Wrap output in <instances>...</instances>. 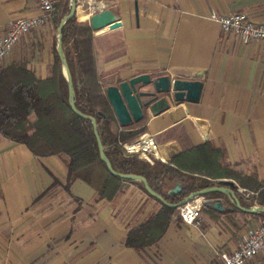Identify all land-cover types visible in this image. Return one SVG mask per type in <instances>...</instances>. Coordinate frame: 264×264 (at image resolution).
I'll return each mask as SVG.
<instances>
[{
  "label": "crops",
  "instance_id": "crops-1",
  "mask_svg": "<svg viewBox=\"0 0 264 264\" xmlns=\"http://www.w3.org/2000/svg\"><path fill=\"white\" fill-rule=\"evenodd\" d=\"M60 1L20 40L6 65L24 59L37 79L51 76L50 49L65 9ZM102 1L122 23L96 35L91 28L104 92L140 74L202 83L198 101L170 99L169 108L147 112L138 125L154 138L156 159L170 162L187 151V161L196 155L191 149L209 143L224 151L222 165L264 180L263 45L244 42L211 19L213 13L244 12L264 22V0ZM42 14L36 0H0V37L9 20ZM89 16L79 4L77 23L90 26ZM114 129H122L118 121ZM69 169L65 153L37 156L0 131V264H220V253H231L242 233L262 222L219 193L224 209L205 204L200 227L184 223L176 209L157 242L135 249L126 245L130 230L152 219L161 204L131 182L112 199L98 197L80 177L67 187ZM224 179L237 182L211 178L214 185ZM249 264H264V250Z\"/></svg>",
  "mask_w": 264,
  "mask_h": 264
},
{
  "label": "trees",
  "instance_id": "trees-1",
  "mask_svg": "<svg viewBox=\"0 0 264 264\" xmlns=\"http://www.w3.org/2000/svg\"><path fill=\"white\" fill-rule=\"evenodd\" d=\"M69 10L68 2L62 17ZM63 47L73 76L76 105L85 114L96 118L105 153L116 171L145 176L150 187L173 204H178L195 191L214 185L211 178H233L240 186L258 192L257 196L249 198L237 192L242 206L251 207L256 200L264 206V180L257 174L237 171L230 164L222 165L220 158L224 151L209 143L191 149L196 155L187 161L182 158L187 151L170 162L156 158L149 162L136 153H127L122 143L140 132L134 128L142 121L114 129L117 119L99 83L91 27L78 24L75 16L70 18L63 27ZM54 51L52 74L47 79H37L26 67L13 63L0 71L1 133L25 144L37 156L68 155L67 187L73 179L80 177L96 189L100 198H114L126 182L137 184L147 193L143 182L113 175L101 160L91 120L77 115L69 104L68 85L56 46ZM88 159H93V162L82 165ZM74 163L82 167L76 169ZM169 183H180L181 191L170 193ZM219 195L209 193L206 198L213 199ZM152 198L161 204V209L152 219L130 230L126 238L129 247L142 249L157 242L173 219L177 208ZM253 215L264 221V212Z\"/></svg>",
  "mask_w": 264,
  "mask_h": 264
},
{
  "label": "water",
  "instance_id": "water-1",
  "mask_svg": "<svg viewBox=\"0 0 264 264\" xmlns=\"http://www.w3.org/2000/svg\"><path fill=\"white\" fill-rule=\"evenodd\" d=\"M78 0H71L69 12L62 18L57 29V54L61 60L62 72L66 78L69 90V104L72 110L79 116L89 119L92 122L94 134L98 141L99 155L101 160L106 164L108 170L115 176L126 180H137L143 182L149 195L158 199L163 204L178 208L186 203L190 198L196 195H207L209 193H222L227 195L233 204L248 213L264 212L263 205H253L251 207L242 206L237 195L236 183L232 179L221 180L220 184L211 185L191 193L178 204L167 202L164 197L153 190L145 176L134 173H122L116 171L110 159L105 153L102 143L97 120L94 116L82 112L76 105V91L73 76L67 61L66 53L63 47V27L65 23L76 15ZM89 25L94 30V35L106 32L112 29H119L122 23L116 19L112 9L106 8L96 10L89 16ZM202 91V83L195 80L172 79L168 75L152 77L150 74L136 75L128 80L121 81L116 85H109L105 89L107 99L114 111L115 117L121 127H125L134 122H140L144 119L147 112L154 115L169 108L170 99L175 101L189 100L198 101ZM182 189L180 183H177L169 190L170 193L176 194ZM207 205L222 211L224 203L221 198L206 200ZM229 208V207H228Z\"/></svg>",
  "mask_w": 264,
  "mask_h": 264
},
{
  "label": "built area",
  "instance_id": "built-area-1",
  "mask_svg": "<svg viewBox=\"0 0 264 264\" xmlns=\"http://www.w3.org/2000/svg\"><path fill=\"white\" fill-rule=\"evenodd\" d=\"M43 14L38 17L16 18L7 22V30L0 37V68L5 59L18 45L20 40L31 32L33 28L41 26L47 21L54 11L57 0H36ZM84 5L91 15L96 10L107 8V3L102 0H78V5ZM211 19L220 23L223 31L234 33L244 42L259 41L264 49V22H256L244 12H235L227 15L213 13ZM149 146H146L148 141ZM136 147L132 148V144ZM127 153H136L146 161L158 157V148L154 138L150 135L141 137L135 142L122 143ZM236 187L239 193L246 198L257 196L258 192L241 187L237 182ZM206 195H196L186 203L180 205L178 215L186 224L200 227L202 225L201 212L206 203ZM254 205H258L257 200ZM264 250V221L256 227H249L240 236L236 248L231 252L220 253V264H249V262L261 251Z\"/></svg>",
  "mask_w": 264,
  "mask_h": 264
},
{
  "label": "rangeland",
  "instance_id": "rangeland-1",
  "mask_svg": "<svg viewBox=\"0 0 264 264\" xmlns=\"http://www.w3.org/2000/svg\"><path fill=\"white\" fill-rule=\"evenodd\" d=\"M60 2L62 4L69 2V4H70L71 3V0H62ZM60 2H58V3H60ZM36 50H38V49H36ZM50 52L52 53V57L50 58V68L53 69L54 60H55V51H54V48L53 47H51ZM28 62L29 61L22 59V60H19V61H14L12 63L13 64H16L17 66L29 67L28 66ZM12 63H10V64H12ZM10 64L6 65L5 62H4L3 65H2V67L0 68V71H3V69L6 68L7 66H9ZM136 129H140V132L138 134H136L135 136H133L132 138H130L127 141H125V142H128V143L135 142V141L139 140L141 137H145L146 135H148L146 133V131H145V128L139 126V127L134 128V130H136ZM141 159L145 160L144 158H141ZM92 162H93V159H91L90 162H88V165L91 164ZM51 192L53 193L54 191H51ZM203 209H204V207H203Z\"/></svg>",
  "mask_w": 264,
  "mask_h": 264
},
{
  "label": "bare ground",
  "instance_id": "bare-ground-1",
  "mask_svg": "<svg viewBox=\"0 0 264 264\" xmlns=\"http://www.w3.org/2000/svg\"><path fill=\"white\" fill-rule=\"evenodd\" d=\"M150 144H151V141L149 140V141L147 142L146 146H149ZM151 145H152V144H151ZM131 147L134 148V147H136V145L132 144Z\"/></svg>",
  "mask_w": 264,
  "mask_h": 264
}]
</instances>
